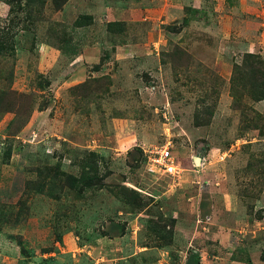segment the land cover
<instances>
[{
    "label": "rangeland",
    "instance_id": "rangeland-1",
    "mask_svg": "<svg viewBox=\"0 0 264 264\" xmlns=\"http://www.w3.org/2000/svg\"><path fill=\"white\" fill-rule=\"evenodd\" d=\"M26 4L0 0V264H264V0Z\"/></svg>",
    "mask_w": 264,
    "mask_h": 264
},
{
    "label": "built area",
    "instance_id": "built-area-1",
    "mask_svg": "<svg viewBox=\"0 0 264 264\" xmlns=\"http://www.w3.org/2000/svg\"><path fill=\"white\" fill-rule=\"evenodd\" d=\"M146 152L154 153L153 156H148L151 163L150 170L160 169L168 175H175L178 173V165L175 163L172 156V151L168 147H162L156 151L145 150Z\"/></svg>",
    "mask_w": 264,
    "mask_h": 264
},
{
    "label": "trees",
    "instance_id": "trees-1",
    "mask_svg": "<svg viewBox=\"0 0 264 264\" xmlns=\"http://www.w3.org/2000/svg\"><path fill=\"white\" fill-rule=\"evenodd\" d=\"M67 0H53L54 8L59 9ZM26 6L31 4L33 7L42 8L45 6L46 0H26ZM264 97V93L260 94Z\"/></svg>",
    "mask_w": 264,
    "mask_h": 264
},
{
    "label": "crops",
    "instance_id": "crops-1",
    "mask_svg": "<svg viewBox=\"0 0 264 264\" xmlns=\"http://www.w3.org/2000/svg\"><path fill=\"white\" fill-rule=\"evenodd\" d=\"M141 13V12H140ZM139 13V14H140ZM123 13L122 12H113L111 15H108V17H111L109 18V21L110 20H113V21H122L121 19H123V21H129L128 19H126V17L124 16V14L122 15ZM133 15V14H132ZM142 18V17H141ZM133 19H137L135 16L133 17ZM131 20V19H130ZM143 249H147V247H144Z\"/></svg>",
    "mask_w": 264,
    "mask_h": 264
}]
</instances>
